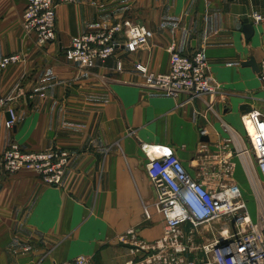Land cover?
I'll return each mask as SVG.
<instances>
[{
    "label": "crops",
    "instance_id": "crops-1",
    "mask_svg": "<svg viewBox=\"0 0 264 264\" xmlns=\"http://www.w3.org/2000/svg\"><path fill=\"white\" fill-rule=\"evenodd\" d=\"M25 2L0 0V58L22 56L0 75V99H11L0 108V157L12 142L27 152L55 148L72 157L59 187L28 171L5 176L0 168V264L65 263L83 255L91 264H127L134 259L128 230L140 241H157L164 222L141 144L171 148L194 177L202 165L211 175L230 162L231 180L255 219L254 189L221 124L249 148L242 116L264 112V87L259 71L241 63L254 58L259 69L264 59V0H78L58 7L56 39L47 49L36 48L21 27ZM254 13L263 20L255 22ZM124 19L152 31L145 48L128 53L121 41L91 71L64 59L72 38ZM244 24L252 26L249 39ZM168 46L185 56L203 52L215 96L187 103L183 95L144 88L136 66L165 72ZM253 174L264 195V178Z\"/></svg>",
    "mask_w": 264,
    "mask_h": 264
},
{
    "label": "built area",
    "instance_id": "built-area-1",
    "mask_svg": "<svg viewBox=\"0 0 264 264\" xmlns=\"http://www.w3.org/2000/svg\"><path fill=\"white\" fill-rule=\"evenodd\" d=\"M76 1L26 0L21 27L36 48L47 49V45L55 41L58 7L75 4ZM253 19L255 22L263 20L256 13ZM152 35V31L138 21L124 19L105 23L97 32L72 38L63 55L67 62L79 69L91 71L98 63L110 58L121 46V41L128 53H134L145 48ZM166 51L168 64L165 72L150 73L146 68L136 66L144 78L145 89L172 98L183 95L187 103L217 94V88L208 80L207 59L202 51H195L191 56L179 54L173 46H168ZM21 60L18 53L2 56L0 75ZM258 71L259 81L264 87V59ZM10 100V97L0 99V108ZM210 110L211 104L207 105V111ZM8 114L9 120L5 123L7 128H11L15 117L11 109H8ZM244 117H248L246 121L255 130L253 138L245 127ZM242 122L249 148L241 145L240 138L228 126L222 123L221 127L229 134L227 143L232 142L235 154L243 162L250 178L255 192V219L251 218L241 191L231 180L234 165L230 162L218 163L217 172L211 175L206 174L202 165L194 177L171 148L141 144L140 148L148 160L146 178L155 194L154 207L162 217L164 228L161 237L152 243L136 239L135 231L128 230L125 236L134 239L130 245L134 259L127 264H264V195L253 174L256 172L264 178V112L242 116ZM200 133L205 134L203 130ZM201 147L205 151L204 145ZM3 153L0 168L5 176L21 171L32 172L49 187L61 186L72 157L69 151L55 148L27 152L13 142ZM215 178L218 180L214 181ZM144 216L149 218L146 211ZM214 223L219 224V228L211 232L212 240L195 245L198 229ZM21 250L28 252L30 247L24 245ZM52 264H91V258L83 255L69 262Z\"/></svg>",
    "mask_w": 264,
    "mask_h": 264
},
{
    "label": "rangeland",
    "instance_id": "rangeland-1",
    "mask_svg": "<svg viewBox=\"0 0 264 264\" xmlns=\"http://www.w3.org/2000/svg\"><path fill=\"white\" fill-rule=\"evenodd\" d=\"M219 228V224L214 223L198 229L195 245H202L203 243L210 242L212 240L211 232ZM199 234V235H198Z\"/></svg>",
    "mask_w": 264,
    "mask_h": 264
},
{
    "label": "water",
    "instance_id": "water-1",
    "mask_svg": "<svg viewBox=\"0 0 264 264\" xmlns=\"http://www.w3.org/2000/svg\"><path fill=\"white\" fill-rule=\"evenodd\" d=\"M242 27H243V31H244L245 37L247 39H249L252 36V34H253L252 26L250 24H244ZM241 65L245 66V67H250L252 71L258 72V66H257L256 61L254 60V58H250L249 61L242 62ZM244 108H246L245 105L242 106L240 108V110H242ZM201 140L202 141H207V138L202 137ZM219 246H221V245H219Z\"/></svg>",
    "mask_w": 264,
    "mask_h": 264
},
{
    "label": "bare ground",
    "instance_id": "bare-ground-1",
    "mask_svg": "<svg viewBox=\"0 0 264 264\" xmlns=\"http://www.w3.org/2000/svg\"><path fill=\"white\" fill-rule=\"evenodd\" d=\"M248 119V117L244 118V122L246 124V129L248 130L250 136L253 138L255 136V130L252 129L251 125L246 121Z\"/></svg>",
    "mask_w": 264,
    "mask_h": 264
}]
</instances>
